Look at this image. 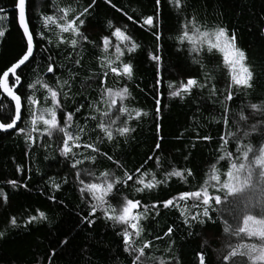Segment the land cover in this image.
Listing matches in <instances>:
<instances>
[{
  "label": "snow or ice",
  "instance_id": "obj_1",
  "mask_svg": "<svg viewBox=\"0 0 264 264\" xmlns=\"http://www.w3.org/2000/svg\"><path fill=\"white\" fill-rule=\"evenodd\" d=\"M52 3L54 7L52 14L36 13L30 18L29 0H14L12 11L16 13L23 47L9 65L0 69V98L7 99V103H0V132L15 130L24 137L30 147L35 146L38 140L43 146L45 138L57 136L60 156L65 158L71 169H76L74 177L81 200L86 205L85 214L80 216L81 222L91 227L98 219H103L111 222L113 227L119 228L122 251L131 258L130 264H181L178 256L172 252V246L167 250L171 259L156 257L153 254L156 250L154 241L145 236L143 222L148 220L150 215L159 216L161 206L179 212L181 222L189 229L188 235H192L191 229L194 225L204 226L222 220V232L228 239L226 248L222 250L221 264H234L237 257L246 258L247 264H264V128L258 129L254 123L250 125V130H245L249 116L241 109L236 114V123L232 126L236 130H226L219 137L216 157L208 170L202 174V183L198 185L192 183L194 175L191 168H178L171 165L170 161L166 162L165 166L161 161V155H156L154 159L156 171L145 168L144 165L135 170H128L118 159H114L113 155L102 151L101 145L118 142L120 137L125 138L127 142L137 130L132 126V121L139 123L143 117L150 115L142 108L128 106L126 102L133 97L127 83H120V87L109 84L110 77L115 82L133 81L135 67L132 57L141 48V44L127 25L117 26L111 20L106 25L107 34H101L99 40L90 39L86 25L92 12L98 7V0H89L87 5H80L79 0H75V3L72 0L68 3H63V0H52ZM103 3L122 11L113 0H103ZM167 3L181 19L180 29L173 37L178 50L186 52L192 63L199 65L203 71L202 77L188 76L186 80H179L178 84L169 81L168 94L172 98L184 100L192 97L194 90L199 94L207 91L213 103H221L222 95L220 123L227 129L230 102L250 95L255 89L260 73L249 62L247 51L240 46L235 28L230 29L222 23L215 25L204 23L195 14V8L189 4V0H167ZM6 11L0 8V13ZM123 15L132 24H138L154 37L157 48L148 55L159 71L162 67L158 43L162 35L161 0H153L151 14H138L135 19L127 12H123ZM7 31L0 30V41L6 36ZM259 31L264 36V14L260 17ZM40 41H45L50 47L41 46ZM86 45L99 51L98 69L88 77L91 83H99V99L87 104H77L74 109L68 110L69 101L72 100L70 93L78 73L70 68L67 79L55 77L56 70L62 65L57 64L52 52L63 46L62 50L68 52L65 59L71 60L73 67L80 68ZM37 50L45 54L48 61L47 73H52L54 79L42 80L37 76L33 82H28L24 76L25 70L35 63ZM217 55L220 63L208 69L205 60L211 61ZM217 71L224 74V79L220 81L225 85L222 93L215 83L216 77L213 73ZM163 79V76H160L154 85V88H157V94L153 96L154 115L157 119H162V94L159 93L158 86ZM83 86L82 84L81 87ZM247 107L252 110L253 116L259 114L262 117L260 124L264 125V98L258 103L248 104ZM4 109H7L9 115H2ZM85 111L89 112V115L85 116ZM77 114L84 117V124L78 122ZM88 121L94 122L91 131L88 130ZM156 130L158 139L153 151L162 153L161 142L164 137L159 135V124ZM257 131L261 135L257 147L241 139V133L247 139L251 133ZM93 133L96 134L95 138ZM197 137L204 141L213 139L210 135L199 137L197 134ZM230 143L235 144L234 151L229 150ZM81 149L84 151H78ZM98 157L111 161L119 173L109 170L98 172L92 167L96 165ZM147 159L152 161L153 156L149 155ZM184 159L187 160L188 156L186 155ZM82 165L89 166L81 167ZM17 171L23 170L17 167ZM173 178L188 185V190L151 205L142 203L141 199L130 198L132 192L142 194L168 187ZM6 183L14 189L30 190L27 183H22L18 179H11ZM63 183H67L66 178ZM51 188L53 191L48 199L62 205L63 200H58L56 196L61 190V183H53ZM257 189L260 192L258 199L246 195ZM238 197L243 199L239 201V212L233 208L230 213L235 222L233 226L229 219L224 218V212L218 206L226 202L233 204ZM0 201H2L0 207L11 205L9 195L2 188ZM44 223H50L49 216L45 211L38 209L34 214L27 213L26 210L19 214H11L5 220L4 230L0 231V239H4L12 231L20 229L29 231L31 226ZM174 231V227L169 226L163 236L156 235L154 239L171 238ZM232 237L238 238L239 242L233 244ZM174 244L173 240L172 245ZM67 246H70V240L67 237L60 239L44 257L43 264H52L56 247L63 251ZM206 255L203 250L197 253L198 264H211L210 261L206 262ZM86 264H91V261H86Z\"/></svg>",
  "mask_w": 264,
  "mask_h": 264
},
{
  "label": "trees",
  "instance_id": "obj_2",
  "mask_svg": "<svg viewBox=\"0 0 264 264\" xmlns=\"http://www.w3.org/2000/svg\"><path fill=\"white\" fill-rule=\"evenodd\" d=\"M68 2L69 0H63V3ZM72 2L75 3V0ZM13 3L14 0H0V8L7 10L5 13H0V17H6L0 18V30H8L6 36L0 41V69L9 65L23 47L16 13L12 11ZM88 3L89 0H79L80 5ZM113 3L122 11H117L109 5H105L103 0H98V7L92 12L86 25L88 35L90 39L99 40L101 34H107L106 25L109 20L117 26L127 25L129 31L141 44V48L132 57L135 76L130 82H115L110 77L109 84L120 87V83H127L133 97L126 102L128 106L142 108L150 115L143 117L139 123L132 121V126L137 130L127 142H125V138L120 137L118 142L101 145V150L113 155L114 159H118L130 171L141 165L156 171L154 159L156 155H161V161L165 163V166H167L166 162L170 161L171 165L178 168H191L194 175L192 183L198 185L202 183V174L208 170L216 157L219 137L226 130H236L232 126L236 123V114L241 109L244 110L245 115L249 116L245 130H250V125L254 123L257 124L258 129L264 128V125L260 124L262 117L259 114L253 116L252 110L247 107L248 104L258 103L264 98V36L259 31L260 17L264 14V0H189V4L195 8V14L204 23L209 25L222 23L230 29L237 30L240 46L247 51L249 62L260 73L259 79L255 83V89L250 95L230 102L231 111L227 129L220 123L222 120V95L220 96L221 103H213L207 91L199 94L194 90L193 96L184 100L172 98L168 94L169 81L178 84L179 80H186L188 76L202 77L203 71L199 65L192 63L186 52L178 50V45L173 37L180 29L181 19L167 3V0H161L162 35L158 43L162 67L159 71L155 62L151 61L148 55L157 48L154 37L150 32L141 29L138 24H132L123 15V12H127L135 19L138 14H151L153 0H113ZM29 5L30 18L36 13L52 14L54 12L52 0H29ZM36 22L33 21V23ZM39 30L38 28L37 31ZM40 44L50 47L45 41H40ZM62 49L63 46L52 52L57 64L62 65L56 70L55 77L61 80L67 79L70 68L78 73L72 93H70L72 100L69 101L68 110L74 109L77 104H87L92 100L99 99V83L88 81L91 73L98 69V49H94L90 45L85 46L80 68L73 67L72 61L65 59L68 52ZM47 63L45 54L37 50L35 63L31 64L24 72L28 82H33L37 76L42 80L54 79L52 73H47ZM205 63L208 69H212L220 63V58L217 55L211 61L206 59ZM213 74L216 77V86L222 93L225 85L220 81L224 79V74L219 71ZM160 76L164 78L161 85L158 86V91L162 94V119H157L154 115L153 96L157 94V88H154V85ZM82 84L83 87H81ZM0 103H7V99L0 98ZM2 115H9L7 109H4ZM84 115H89V112L85 111ZM77 116L78 122L84 124V117H80L79 114ZM157 124L160 125L159 135L164 137L161 142L162 153L153 151L158 139ZM87 125L88 130L91 131L94 122L88 121ZM21 126L23 125H18V127ZM197 134L199 137L210 135L213 139L211 141L200 140ZM92 135L95 138L96 134ZM241 139L245 143L251 142L254 147H257L261 135L257 131L245 139L241 133ZM42 143L43 146L38 140L35 146L30 147L24 137L16 131L0 132V188L9 195L11 200L10 206L0 207V231L4 230L5 220L9 215L19 214L25 210L32 214L37 209L45 211L50 220V223L31 226L29 231L23 229L12 231L4 239H0V264H43L44 257L51 252L52 246L65 237L70 240V246H67L63 251L60 247H56V255L52 259V264H86V261H91V264H130L131 258L122 251V238L118 235L119 228L113 227L111 222H106L103 219H98L91 227L81 222L80 216L85 214L86 205L81 200L74 177L76 169H71L65 162V158L60 156L57 136L54 135L50 139L45 138ZM193 144L195 147H192ZM234 149L235 144L230 143L229 150L234 151ZM149 155L153 156L152 161H148ZM186 155L188 156L187 160L184 159ZM146 161L147 163H145ZM85 166L89 165L81 167ZM17 167L23 171H17ZM92 167H95L98 172L109 170L119 173L116 166L103 157H98L96 165ZM65 178L67 179L66 184L63 183ZM11 179L27 183L30 190L12 188L6 183ZM53 183H61V190L56 193V196L58 200H63L62 205L48 199L53 191L51 188ZM184 190H188V185L173 178L168 187H161L159 190L142 194L132 192L130 198L135 197L141 199L142 203L151 205ZM125 192L128 193V190L125 189ZM246 195L258 199L260 192L257 189ZM241 199L243 197L236 198L233 204L226 202L224 205L218 206L224 212V218L229 219L233 226H235V222L230 213L233 208L237 209V213L239 212ZM159 211V216L150 215L148 220L143 222L145 236L154 241L156 250L153 254L156 257L171 259L167 250L172 246V252L178 256L181 264H198L197 253L202 250L207 253L206 262L221 264L222 250L226 248L228 239L222 232V220L204 226L194 225L191 229L192 235H188L189 229L181 222L176 209H164L161 206ZM97 215L100 214L97 213ZM213 216L215 217V213ZM169 226H173L175 229L171 238L154 239L156 235L163 236ZM173 240L175 241L174 246L172 245ZM231 242L235 244L239 241L238 238L232 237ZM234 264H247L246 258L237 257Z\"/></svg>",
  "mask_w": 264,
  "mask_h": 264
},
{
  "label": "water",
  "instance_id": "obj_3",
  "mask_svg": "<svg viewBox=\"0 0 264 264\" xmlns=\"http://www.w3.org/2000/svg\"><path fill=\"white\" fill-rule=\"evenodd\" d=\"M11 131H15V130H10L9 132H11Z\"/></svg>",
  "mask_w": 264,
  "mask_h": 264
}]
</instances>
